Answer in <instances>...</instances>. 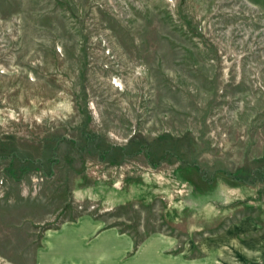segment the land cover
Masks as SVG:
<instances>
[{"label": "rangeland", "instance_id": "obj_1", "mask_svg": "<svg viewBox=\"0 0 264 264\" xmlns=\"http://www.w3.org/2000/svg\"><path fill=\"white\" fill-rule=\"evenodd\" d=\"M85 214L129 255L264 248V0H0V264Z\"/></svg>", "mask_w": 264, "mask_h": 264}, {"label": "crops", "instance_id": "obj_2", "mask_svg": "<svg viewBox=\"0 0 264 264\" xmlns=\"http://www.w3.org/2000/svg\"><path fill=\"white\" fill-rule=\"evenodd\" d=\"M88 233L97 235V244L95 241L88 243ZM56 234V244L59 243L61 248L60 253L56 252V255H63L66 259L62 264H246L249 259L258 260L264 257V248L252 247V240L241 241V235L228 239L225 235L212 236V245L202 249V257L195 258L196 260L185 257L184 254L169 256L165 252L162 253L165 247L159 245L163 244L160 241H153L151 244L143 242L136 253L129 255L132 245L129 234H123L117 226L108 227L103 219L90 214L66 222ZM49 244L55 243L50 240ZM53 248L49 250H55ZM229 249L232 252L227 253L226 250ZM189 253L190 251L187 254Z\"/></svg>", "mask_w": 264, "mask_h": 264}]
</instances>
